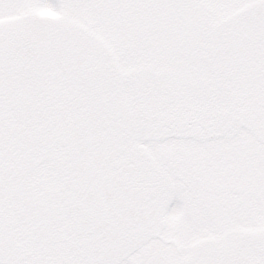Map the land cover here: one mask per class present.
<instances>
[{"label":"snow or ice","instance_id":"obj_1","mask_svg":"<svg viewBox=\"0 0 264 264\" xmlns=\"http://www.w3.org/2000/svg\"><path fill=\"white\" fill-rule=\"evenodd\" d=\"M0 264H264V0H0Z\"/></svg>","mask_w":264,"mask_h":264}]
</instances>
